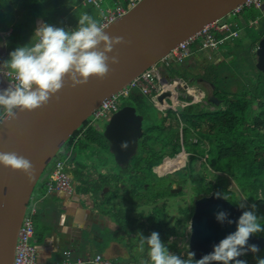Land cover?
<instances>
[{"label":"water","instance_id":"obj_1","mask_svg":"<svg viewBox=\"0 0 264 264\" xmlns=\"http://www.w3.org/2000/svg\"><path fill=\"white\" fill-rule=\"evenodd\" d=\"M248 1L139 0L105 27L106 34L122 37L125 43L115 45L108 53L117 56L119 63L110 65L111 71L103 80L90 78L86 84L75 88L68 82L46 106L18 112L15 120L0 125V152H16L33 165L30 176L0 165V264H14L18 236L36 185L60 149L95 110L180 43ZM254 54L256 68L264 73V36L259 38ZM197 84L209 102L219 104L211 81L200 78ZM181 110L182 107L178 109ZM143 122L144 116L133 105H125L114 112L104 126L103 137L118 166L127 167L137 153ZM125 143L127 147L122 148ZM180 189L178 186L171 191ZM215 193L194 200L188 243L189 252H195L194 259L211 252L213 244L235 231V224L221 225L216 221L217 211L227 210L233 220L244 211L228 199L216 198ZM249 243L257 244L261 250L264 236L253 235Z\"/></svg>","mask_w":264,"mask_h":264},{"label":"trees","instance_id":"obj_2","mask_svg":"<svg viewBox=\"0 0 264 264\" xmlns=\"http://www.w3.org/2000/svg\"><path fill=\"white\" fill-rule=\"evenodd\" d=\"M83 1L84 0H0V31H8L6 37L8 51L5 60L9 59V53L11 51L15 50L17 47L29 45V43L35 39L34 33L39 21L55 27H62L68 31L77 28L78 18L82 14H88L99 21V16L101 15L99 9H103L102 6L105 0H102L100 8L91 4H83ZM110 1L114 3L112 5L114 7L112 8H115L118 4L125 6L128 4L125 0ZM250 9L253 8L244 6L236 13V17H238V15L242 16L241 24L244 26H247V24L251 23L256 17V15L249 13ZM97 13L99 14L96 15ZM261 30L262 29H260V31ZM246 31L249 32V30ZM257 34L258 32H256V35ZM251 35L255 36V32L249 33V36ZM258 35L262 37L264 36V32H260ZM259 37L252 41L253 49L248 53V55H253V63L255 62L254 50L256 49V43ZM243 39L244 38L240 37V34H238L237 37L233 39L229 38L228 40L233 41V46L239 47ZM187 61L185 64H187ZM180 65H173L170 63L168 67L173 66L172 69L175 71L178 67L182 69V65L184 64ZM211 67L212 64L209 68L206 67L205 70L200 68L203 71L201 75H195L187 71H185L187 76L180 71H177V75L184 82L190 78H194L195 81L193 80V83L196 87L199 86L197 84L198 79L203 78L207 81L209 80L215 86V96L217 98L224 97L225 95L223 94L227 91L221 89L223 83L220 82L222 84H218L219 88L216 87L217 84L215 83L216 80L221 81L223 77L215 74V79L213 80L209 70ZM252 67L258 71L259 75H264L255 65ZM223 75H225V73H223ZM245 84L248 86L249 81L245 82ZM258 84H260L259 89L256 90L254 94H251L249 99L243 98V95L240 97L235 96L234 98L228 99L227 103L223 100L225 105H220L214 110L208 109L206 106L195 103L194 101H190V99L185 100L186 95H182V93L176 94V98L174 97L176 102L183 105L181 112H176L171 108L169 103L161 104L166 110L165 116H162L161 112L158 110L161 124L151 126L147 130L143 129V136L139 140L136 160L133 161L135 158L133 157L131 164H129L133 168V171H135L142 167L140 161L144 160L146 169L154 172L155 177H157L156 180L159 179V188L161 192L159 195L157 194L151 197L152 199L157 197L164 198L166 195L183 194V191L172 193L171 189L174 183L183 188V186L188 185L190 182L192 199L209 195L211 192H219L222 196L227 197L232 204L239 205L241 201L235 191L228 190L217 183H212L211 179L213 178L209 177L204 164H202L199 170V173H202L201 175L195 172V168L193 167L194 163L199 157L204 156L212 169L226 172L234 178L245 193L247 202L249 204H256V213L258 217H261L260 223L264 226V78L259 80ZM188 86L191 87L190 84ZM196 90H194V88L191 90L193 97L195 96L194 91ZM242 92H244V90ZM130 98H133L136 102L135 104L139 107H144L148 101L146 96H139L136 93L131 95ZM147 104L153 106L150 103ZM136 105L134 106L137 108ZM155 106L156 105L153 107ZM158 108L161 109L162 107L159 106ZM167 120H170V122L167 127H164L163 123L165 124ZM82 128L80 127L69 139L70 144L67 147L69 148L68 151H71L73 155H76L74 148L75 142H79L80 144L85 143L86 146H95V143L98 142V140H95L96 137L98 138V131L88 127V123L85 125V128ZM155 129H158V136L159 133H165L159 138V148L148 144L146 141L147 137L155 132ZM159 129H161V132H159ZM193 137L196 139L195 142L191 141ZM204 142L207 143V147H202ZM106 150L108 151L107 145ZM180 153H185L186 155V158L184 156V163L188 171L184 173L181 171L173 172V174H178L180 177V179L176 180L173 179L170 174L166 173L174 169L170 167L168 158L174 159V157ZM143 155L145 156L143 157ZM63 158L65 157L59 154L56 155V160ZM99 175H101L100 172ZM144 183L145 182L135 183L134 185L136 187L133 186L130 190L139 191L141 196L145 198L146 195L143 194V190H149V186L146 185L147 188H145ZM46 189L47 186L45 184L41 195L43 200H46V198L50 196V194L46 193ZM151 198L147 197L149 201ZM184 207L180 208L181 213L190 218L193 209L191 211L186 206ZM108 210L112 212L111 208H108ZM163 214L164 206L159 207V209L155 210L154 214L149 215L152 224L145 232L146 237L153 231L158 232L162 242L172 253L182 258H187V254L181 253L182 248H180L177 241H169L171 235H177L179 233L178 230L181 228L180 225L183 224L184 226L183 219L176 223V228H171L166 221V216ZM117 219L118 222L125 227V231L129 234V237L132 233L130 229L127 228L129 224H132L131 229L136 228L138 230L141 228L139 219L133 216H125V213H122ZM40 222V215L37 214V227L35 226V228L40 229ZM255 235L264 236V232ZM137 240L139 242V239ZM259 254L260 257H264V248L261 249ZM251 257L252 254L245 255L244 260H247L248 264H256V261H250ZM144 263L145 262H143V264Z\"/></svg>","mask_w":264,"mask_h":264},{"label":"clouds","instance_id":"obj_3","mask_svg":"<svg viewBox=\"0 0 264 264\" xmlns=\"http://www.w3.org/2000/svg\"><path fill=\"white\" fill-rule=\"evenodd\" d=\"M244 6L258 10L259 13L251 23L247 24V26H244L243 24L231 25L229 17L237 19L238 17H236V13H238ZM244 6L219 20L215 24L228 23L231 29L236 30L240 35H242L243 31L250 29V31L253 32L260 28L262 29L261 32H264V0H260V5L258 7L254 5L253 0H249ZM38 23L39 24L36 26L34 33L35 39L32 40L29 45L20 46L11 51L9 53V59L7 60H5V57L2 58L3 60L0 64V81L4 83L0 82V125L7 121L15 120L18 112H31L46 106L49 103V100L62 90L68 82H70L71 87L75 88L86 84L90 78L103 80L111 71L110 65L119 63L117 56H109L108 53L113 51L115 45L125 43L124 39L122 37H110L105 33L104 26L88 14H82L79 16L78 26L72 31L65 30L62 27H55L41 21ZM200 32L196 36H198ZM214 34L221 38L227 35L228 32H214ZM228 39L229 38L219 45L225 44ZM197 46H199L197 42L191 45L193 52L182 62L171 61L170 63L177 65L185 64L187 60L202 51L212 50H198ZM161 61L162 60H160L159 63H161ZM159 63H157V65ZM167 67L168 65H164V63L162 64L161 76L163 80L160 87L162 90H164L163 87L169 80L168 75L166 74ZM7 73H9V75H7ZM10 75L13 77L12 83H10ZM198 88L196 87L194 89L199 90ZM135 93L139 96H146L140 92H134L127 98H130V96ZM176 94L177 91L174 93L173 97H175ZM146 97L148 98L147 103H150L153 106L159 104V95L154 94L152 98L149 96ZM194 99H197V97L194 96ZM219 100L221 101V99ZM121 107L122 106H120L119 109ZM175 111L178 113L181 112L177 109H175ZM91 117L87 120L88 122L86 121L88 127L101 132L103 136L104 127H101L100 121L96 122L94 125H89ZM109 118L105 121L108 122ZM85 123L84 126L82 125L83 128L87 125V123ZM105 145L107 144L105 143ZM121 147L126 148L127 144H122ZM73 156V153L68 151L66 157L63 159H65L67 163V160ZM112 162L117 165L114 161ZM0 165L12 171L19 170L29 176L33 171V165L30 160L16 152H0ZM128 167L129 165L123 168ZM80 169L84 168L80 167ZM66 170L67 173H69L72 186L75 189L77 187V183L74 182L75 168L74 170H69L67 164ZM101 175H104V173L102 172ZM215 196L216 198L227 199V197L222 196L219 192L215 193ZM42 202L43 198L40 196L32 201V205L31 203L29 204L27 210L28 213L30 208L36 203L37 211L34 216L35 226L38 207ZM239 208L244 209V211L236 220L229 218L230 213L227 210H220L214 214L216 221L221 225L235 224L236 228L235 231L226 234L217 243L213 244L212 251L202 255L200 259H194L195 252H189L187 258H182L181 256L172 253L162 242L160 234L156 231H153L147 237L140 234L139 250L143 252L145 251V248H147L148 261L146 264H248L247 260L240 259V257L247 255L249 252L254 254L256 264H264V257L256 255L260 252L259 246L257 244L249 243V240L253 235L264 232V226L260 223L261 217H258L256 213L257 206L255 203L249 204L247 198H245L239 203ZM66 252H69L68 256L71 259V252ZM66 252L65 258L67 256Z\"/></svg>","mask_w":264,"mask_h":264},{"label":"rangeland","instance_id":"obj_4","mask_svg":"<svg viewBox=\"0 0 264 264\" xmlns=\"http://www.w3.org/2000/svg\"><path fill=\"white\" fill-rule=\"evenodd\" d=\"M138 1L139 0H135L136 3ZM113 4L114 3L111 2L110 0H105L102 6L103 12H105L108 8L114 7L112 6ZM249 13L253 15H257L258 10L250 9ZM98 14L99 13H97L96 15ZM233 16L235 17L234 14ZM229 21L231 25L241 24L242 17L241 15H238L237 19L229 17ZM250 30L249 32L243 31L242 38L244 39L239 44V47L233 46L232 44L233 41L228 40L225 44L218 45L215 49L201 52L204 55V53L207 51H214L213 52L214 58L218 54H220L221 57L224 58L222 61L216 58L212 61L213 57H211V61H210L212 62L211 73L213 80L215 79L214 77L215 74L217 76L223 77L221 81L216 80L215 82L217 84L216 87L219 88L218 84L223 83L221 89L223 91L225 90L227 91L225 94L222 93L225 96L219 98L221 99V101H219V104L216 105L214 103L209 102L207 97H204L201 91H199V93L194 91V94L197 97V99H194L191 92L193 88L190 89L191 87L186 86L185 82L178 76L175 75L176 77H174L173 76L174 70L172 69L173 66H170L166 68V74L170 77L173 76V78L164 85L163 87L164 90L162 89L160 90L161 93L159 94V104H157V107L161 106L162 107L161 109L150 106L146 102L144 107H139L135 104L136 102L133 98H127L124 100L121 99L120 106L123 107L129 104L136 105L137 112L141 113L144 116L143 129L147 130L151 126H157L161 124V120L159 117L160 113L158 112V110L161 112L162 116H165L166 114L165 107L161 105V103H169L171 108L174 110L175 109L178 110L183 106L175 101L176 97L174 98L173 95L174 93H176V91L174 88H172L171 85H175L176 88L179 89V92L182 93V95H186L185 100L190 99V101H197L195 103L198 104L200 103L201 105L206 106L208 109L211 110L216 109V107L220 105L222 106L225 105L223 100L225 101V103H227L228 99L234 98L235 96L240 97L243 95V98L249 99L250 95L254 94L255 91L259 89L260 87V84H258L259 80L264 78V75L263 76L259 75L258 71L252 67L253 65H255V62L253 63L252 60L253 55L252 54L248 55V53L253 49L251 48L252 41H254L256 38L259 37L258 34L256 35V31H254L255 36L254 35L249 36V33L252 32ZM7 35H8V31H0V64L3 60L2 58L6 57L8 51L6 45ZM197 44L201 45V41L198 40ZM217 62H219V64ZM172 64L176 65L174 63ZM199 64L203 65L201 62ZM157 67L159 68V64L157 65ZM201 72L203 73L201 69H198V74ZM223 73H225V75H223ZM248 81H249V85L247 86L245 82ZM243 90L244 92H242ZM169 122L170 120L165 121V124L163 123V126L167 127ZM106 123L107 121L105 120L100 121L101 127H104ZM154 131L155 132L153 134L147 137L146 141L148 144L153 145L156 148H159L160 147V144L158 143L159 138L165 133L162 134L159 133L158 136V132H157L158 129H155ZM159 132H161V129H159ZM97 136L102 137L101 132L98 131ZM95 140H98V138L96 137ZM191 141L195 142L196 141L195 137H193ZM68 143L69 142H67L60 149L59 155L66 157V154L69 149L67 147ZM98 144L100 143L99 142L95 143V146L93 145L86 146L85 143L80 144L79 142H75L74 148L76 151V155L70 157V159L67 160L69 170H74L77 163L81 166V168L82 167L85 168L84 172L86 173L85 177L87 183H84V185L82 186V189L84 190V192L81 194L82 203L84 205H92L94 207H99L98 209L100 212L106 214L107 216L111 215L113 220L117 222V226L115 227L117 229L118 235L121 236L122 242L125 248H127L126 250H129V252L134 254L136 262L134 261L133 264H143V261L145 260L148 261L147 248H145V251L141 252L139 250V242L137 239H140L139 236L140 234L146 237L145 232L149 229V227L152 224V221L149 219V215L154 214L156 209H159V207L164 206L163 215L166 216V221L168 222L169 227L176 228V223L178 221H180L181 219H183L184 221V226L183 224L180 225L181 228L178 230L179 233L177 235L176 234L171 235L169 241L171 242L177 241L180 248H182L181 253L188 255L189 253L188 243L190 237L191 218H188L187 215L182 214L180 208L186 206L191 211L192 209H194L195 199H192L191 183L189 182L188 185L183 186V188L181 187V189L178 192H172V193H179L183 191V194L166 195V197L164 198L157 197L155 199H152L151 197L157 194L159 195V193L161 192V189L159 188V179L156 180L157 177H155L154 172L148 171L146 169V163L144 162V160L140 161V164L143 168L141 167L140 169H137L135 171H133L131 165H129L128 168L117 166L111 161L112 159L108 155L107 150L105 149L104 141L101 146ZM202 147H207V143L204 142L202 144ZM144 156L145 155H143V157ZM184 156L186 158L185 153H180L177 154L174 157V159L168 158V160L170 161V167L174 169H172L171 171H167L166 173L170 174V176L173 179L176 180L180 179L178 174H173V172L181 171L184 173L188 171V169L185 168ZM134 157L135 158L133 159V161L136 160L137 155ZM55 160L56 157L52 160L49 167H47L46 171L42 174L38 184L36 185L30 202L31 205H32V201L36 200L38 197L42 195L45 184L50 178V170H49L50 166L55 162ZM202 164L205 165L209 177L213 178L211 179L212 183H217L228 190L235 191L240 201L245 199V193L243 192L242 188L237 184V182L234 180V178L226 172L216 171L212 169L204 156L199 157L198 160L194 163L193 167L195 168V172L199 173ZM99 172L100 173L103 172L104 175H99ZM201 174L199 173V175ZM139 182H145L144 183L145 188H147L146 185L149 186V190L147 191L143 190V194L146 195L145 198L141 196L139 191L130 190L131 188H133V186H135L134 185L135 183H139ZM177 186L180 185L174 183L173 188H176ZM80 189L81 188H79V190ZM88 189H93L92 193L95 192V194L92 195V198L90 197ZM73 192H74V188L72 187V190L69 193H73ZM147 197L151 198L150 201L147 199ZM108 208L109 209L111 208L112 212L115 213L113 214L109 213ZM122 213H125V216H133L139 219L141 228H139L138 230L136 228L131 229L132 224H129L127 226V228L130 229V231L132 232L130 235L131 238L129 237V234L126 233L125 227L118 222L117 218H119V215ZM256 255L260 256L259 253ZM250 261L251 262L255 261L254 254H252ZM53 262H57V261H53Z\"/></svg>","mask_w":264,"mask_h":264},{"label":"crops","instance_id":"obj_5","mask_svg":"<svg viewBox=\"0 0 264 264\" xmlns=\"http://www.w3.org/2000/svg\"><path fill=\"white\" fill-rule=\"evenodd\" d=\"M256 32L259 34L260 28ZM240 37L242 36L240 35ZM213 52L207 51L204 55L202 53L195 55L190 61H187V64H181L182 69L176 68L173 76H177V71L184 73V75H186L185 71L192 74L196 71L198 75V69L203 68L205 70L206 63H210L211 57H213L212 61L215 58L221 61L224 59L220 54L214 58ZM200 62L203 65H200ZM168 78V81L172 79L170 76ZM172 88L177 91V94H181L175 85H172ZM198 89L196 92L201 91L203 93L201 87ZM80 167L77 163L74 170V182L77 183V187L73 193L54 192L39 204L38 215H40L41 225L40 229L36 228L34 237L39 261L41 263L61 261L65 258V252L70 251L72 261L77 262L78 259H81L82 264H90V259L96 254H102L119 264H133L134 261L136 262L134 254L126 250L121 236L118 235L115 227L117 222L113 220L111 215L107 216L100 212L99 207L82 203L81 194L84 192L82 186L87 183V180L85 168L80 169ZM79 188L81 189L79 190ZM92 190L88 189L91 198L95 194V192L92 193ZM109 213L113 214L110 211ZM143 262L146 263L147 261Z\"/></svg>","mask_w":264,"mask_h":264},{"label":"built area","instance_id":"obj_6","mask_svg":"<svg viewBox=\"0 0 264 264\" xmlns=\"http://www.w3.org/2000/svg\"><path fill=\"white\" fill-rule=\"evenodd\" d=\"M125 1L128 2L126 6L118 4L115 6V8H108L105 12H103V9H99L102 14L99 16V22L104 26V28L114 22L117 18L124 15L127 12V9L133 7L136 4L135 0ZM101 3L102 0L83 1V4H91L97 8H100ZM253 3L256 7H258L260 5V0H253ZM213 31L228 32V34L220 38L215 35ZM237 34L238 32L231 29L228 23L204 27L198 36L191 37L190 39L180 43L166 57H164L161 63H159V68L157 67V64L153 65L129 82L127 86H125L115 95L104 101L93 113L89 125H94L96 122L108 119L111 114L119 109L121 99L127 98L131 93L140 92L141 94L149 96L150 98H152L154 94L159 95L163 80L161 76L162 64L164 63L165 65H169L171 61L182 62L193 52L191 45L195 44V42L198 40L201 41V45L197 46L198 50L214 49L219 44L224 43L227 38H234L237 36ZM7 75H9V73H7ZM10 76V83H12L13 77L12 75ZM66 167L67 163L65 159H59L55 162L50 170V178L46 184L47 194L54 192L69 193L72 190L73 186L71 183V178L69 173H67ZM36 211L35 203L28 211L18 236L14 264H81L82 260L73 262L68 256L69 252H66L67 256L62 261H47L44 263L39 261L37 246L34 243V237L36 233L34 216L36 215ZM89 262L90 264H119L107 259L102 254H96L90 259Z\"/></svg>","mask_w":264,"mask_h":264},{"label":"flooded vegetation","instance_id":"obj_7","mask_svg":"<svg viewBox=\"0 0 264 264\" xmlns=\"http://www.w3.org/2000/svg\"><path fill=\"white\" fill-rule=\"evenodd\" d=\"M191 58H193V57H191ZM191 58L189 59V60H191ZM208 64H210L209 62L206 64V67L207 68H209L210 67V65H208ZM210 70V73H211V69H209ZM193 74H195V75H197L196 74V72H193ZM200 75L201 74H203L202 72L201 73H199ZM211 75H212V73H211ZM195 77V76H194ZM193 80H194V78H190V79H188V80H186L185 81V84L186 85H189L190 84V86L191 87H193V88H196V85L193 83ZM195 81V80H194ZM103 137V136H102ZM102 137H100L99 138V136H98V142L100 143V144H98V145H102L103 144V141H104V146H105V149H106V145H105V143H106V140L104 139V137L102 138ZM100 139V140H99ZM69 142V141H68ZM70 144V142L68 143V145ZM67 145V146H68ZM108 152V155L111 157V159H112V155L109 153V151H107Z\"/></svg>","mask_w":264,"mask_h":264}]
</instances>
